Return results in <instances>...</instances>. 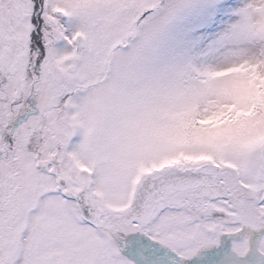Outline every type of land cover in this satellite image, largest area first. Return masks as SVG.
<instances>
[{"label": "snow or ice", "instance_id": "snow-or-ice-1", "mask_svg": "<svg viewBox=\"0 0 264 264\" xmlns=\"http://www.w3.org/2000/svg\"><path fill=\"white\" fill-rule=\"evenodd\" d=\"M0 264H264V0H0Z\"/></svg>", "mask_w": 264, "mask_h": 264}]
</instances>
